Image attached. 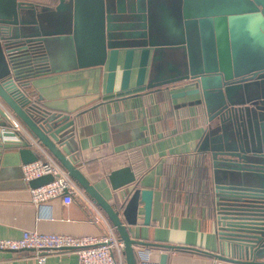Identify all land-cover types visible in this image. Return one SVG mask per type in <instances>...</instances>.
Returning <instances> with one entry per match:
<instances>
[{"label":"water","instance_id":"water-1","mask_svg":"<svg viewBox=\"0 0 264 264\" xmlns=\"http://www.w3.org/2000/svg\"><path fill=\"white\" fill-rule=\"evenodd\" d=\"M150 1L57 0L51 6L0 0V99L103 211L123 244L125 264H138L137 248H195L131 237L127 227L137 225L140 207L143 226L159 220L161 191L139 187L130 168L120 167L108 174L111 188L132 186L123 203L111 205L71 156L68 129L74 120L41 112L24 87L52 69L59 41L67 51L70 42L78 68L105 66L103 99L168 88L179 89L172 98L194 97L181 105L201 106L207 115L198 150L210 165L216 232L226 250L210 254L264 264V0H225L224 7L214 0L210 7L181 8L167 33L155 28L150 10L141 11ZM0 125L2 143L24 145L16 151L22 164L37 158L5 120ZM166 258L163 251L158 264Z\"/></svg>","mask_w":264,"mask_h":264},{"label":"crops","instance_id":"crops-1","mask_svg":"<svg viewBox=\"0 0 264 264\" xmlns=\"http://www.w3.org/2000/svg\"><path fill=\"white\" fill-rule=\"evenodd\" d=\"M28 1L51 6L57 2ZM73 54L71 58L55 48L52 69L28 79L24 93L38 99L43 107L74 120L68 129L71 156L88 182L111 205L123 203L132 186L111 188L108 174L120 167L130 168L139 187L161 191L159 220L143 226L140 207L137 225L127 227L130 236L201 251L167 252L165 264H259L225 261L210 254L226 250L216 232L210 165L206 153L198 150L209 125L207 115L201 106L181 105L194 97L172 98L170 94L179 89L168 88L103 99L105 66L78 68ZM133 81L134 70L131 84ZM118 82L119 75L116 88ZM4 120L8 124L0 113V124ZM2 139L16 140L15 136ZM19 147L24 145L0 146V239L19 238L25 230L99 237L105 227L94 220V210L77 197L71 203L55 197L39 208L33 205L29 186L51 176L26 182L16 153ZM162 252L151 249L150 260L158 264ZM0 264H77V255L72 250L58 251L47 254L39 263L32 251L0 249Z\"/></svg>","mask_w":264,"mask_h":264},{"label":"built area","instance_id":"built-area-1","mask_svg":"<svg viewBox=\"0 0 264 264\" xmlns=\"http://www.w3.org/2000/svg\"><path fill=\"white\" fill-rule=\"evenodd\" d=\"M0 113L8 121L12 130L37 153L34 161L21 164L22 178L30 182L43 175L51 176V179L45 183L29 186L30 201L33 205L39 208L55 197H60L64 203H71L73 198L77 197L94 210V220L105 227L99 237L44 234L35 230H25L19 238L0 239V249L32 251L39 263L45 261L47 254L72 250L77 255V264H125L123 244L103 211L92 202L61 164L40 144L1 99ZM150 255V248H137V263L156 264L150 260Z\"/></svg>","mask_w":264,"mask_h":264},{"label":"rangeland","instance_id":"rangeland-1","mask_svg":"<svg viewBox=\"0 0 264 264\" xmlns=\"http://www.w3.org/2000/svg\"><path fill=\"white\" fill-rule=\"evenodd\" d=\"M111 2L112 0H108V2ZM212 1L214 0H162L160 1L159 4H155L154 0L150 1L151 6L148 7L149 9H147V7L145 6V4L141 6V11H145V13H147V11L150 10V15L151 17L149 18L152 22L156 21V23H154L156 25L155 28H158L159 30L163 28H165L164 31H166L167 29H169V27H173L172 22L174 20H176L179 16V12L178 10H180L181 8H186V9H191L193 10L197 5H201L203 7H207L209 6ZM223 7L226 6L225 4V0H219ZM218 0H215V2L220 3ZM211 2V3H210ZM154 3V4H153ZM220 3V4H221ZM153 4V5H152ZM61 8V5L59 6ZM210 7V6H209ZM178 12V14H177ZM60 14L65 13V11H63L62 9L59 10ZM167 33V31H166ZM162 40H166L168 41V39H161ZM56 47L58 48L60 51H64L66 52V56H69L72 58V50H71V44L70 42H68L69 44V51H66L63 47V44L61 45V43L59 41L56 42ZM74 55V54H73Z\"/></svg>","mask_w":264,"mask_h":264},{"label":"trees","instance_id":"trees-1","mask_svg":"<svg viewBox=\"0 0 264 264\" xmlns=\"http://www.w3.org/2000/svg\"><path fill=\"white\" fill-rule=\"evenodd\" d=\"M32 103L34 104V106L37 109H39L41 112H44L46 114H54L57 117H62L64 115L61 112L51 111V110L43 107L38 99L32 98ZM113 229H114V227H113ZM114 231H115V229H114ZM149 248L150 249H155V250H162V251H165V252H168V253L169 252H172V251H187V252H193V253H195V252H201L199 249H194V250H187V249L176 250V249H169V248H164V247H159V246H150Z\"/></svg>","mask_w":264,"mask_h":264}]
</instances>
